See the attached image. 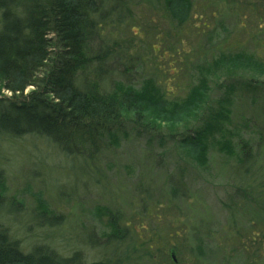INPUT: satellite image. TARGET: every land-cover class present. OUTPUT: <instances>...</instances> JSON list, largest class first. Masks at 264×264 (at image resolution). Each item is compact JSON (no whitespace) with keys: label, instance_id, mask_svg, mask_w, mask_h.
Instances as JSON below:
<instances>
[{"label":"rangeland","instance_id":"rangeland-1","mask_svg":"<svg viewBox=\"0 0 264 264\" xmlns=\"http://www.w3.org/2000/svg\"><path fill=\"white\" fill-rule=\"evenodd\" d=\"M127 1L130 16L105 25L101 33L108 44L125 45L122 64H108L107 91L112 81L139 88L150 79L167 100H179L195 85L200 67L220 55L243 52L264 61V0H189L182 23L172 19L163 0ZM208 76L210 91L200 120L172 134L201 125L220 84L242 77L264 83V76L253 71L226 73L213 67ZM263 108L264 86L253 101L242 93L234 99L227 126L235 156L238 139L254 136V119L264 137ZM120 123L100 135L91 158L82 145L76 149L79 157L70 158L40 136H0L6 201L0 223L12 238L26 251L45 245L64 259L78 253L75 264H264V220L257 198L264 188V143L244 184L254 200L244 201L236 192L241 184L237 157L210 148L207 163L200 166L175 144L180 136L167 138L166 126L145 127L133 116ZM50 215L59 221L47 219ZM110 220L119 228L120 250L113 238L106 241L113 236Z\"/></svg>","mask_w":264,"mask_h":264},{"label":"trees","instance_id":"trees-1","mask_svg":"<svg viewBox=\"0 0 264 264\" xmlns=\"http://www.w3.org/2000/svg\"><path fill=\"white\" fill-rule=\"evenodd\" d=\"M163 5L178 23L187 20L189 0H163ZM129 16L127 0H0V95L10 93L8 98L0 96V136H40L70 158L79 157L76 149L82 145L91 158L97 140L110 134L111 127L120 125L123 117L133 116L135 123L145 127L166 126L169 140L180 136L175 144L200 166L207 163L210 148L235 156L233 133L227 126L234 99L242 93L253 101L263 82L242 77L220 84V95L201 125L181 135L172 133L200 120L210 91V69L221 67L226 73L253 71L264 76V61L243 52L220 55L200 67L195 85L179 100H167L150 79L143 80L139 88L112 81L113 89L107 91L104 87L112 75L108 64H122L125 45H110L101 33L105 25L121 24ZM259 119L264 125V108ZM250 127L256 130L254 136L241 137L235 143L241 171L236 192L244 201L254 200V192H249L244 184L249 181L251 165L257 159L255 152L264 143L255 119ZM4 193L5 177L0 171V217L6 203ZM258 193L264 220V188ZM45 213L41 211L40 217ZM46 217L59 221L53 215ZM1 224L0 264H75L80 260L78 253L72 258H61L45 245L26 251ZM107 225L113 236L106 241L114 239L120 250L124 245L118 243L119 228L112 221ZM130 253L125 249L127 260L131 259Z\"/></svg>","mask_w":264,"mask_h":264},{"label":"water","instance_id":"water-1","mask_svg":"<svg viewBox=\"0 0 264 264\" xmlns=\"http://www.w3.org/2000/svg\"><path fill=\"white\" fill-rule=\"evenodd\" d=\"M171 257H172V260L174 261V256H173V254H171Z\"/></svg>","mask_w":264,"mask_h":264}]
</instances>
